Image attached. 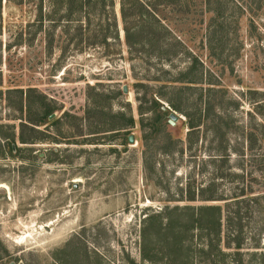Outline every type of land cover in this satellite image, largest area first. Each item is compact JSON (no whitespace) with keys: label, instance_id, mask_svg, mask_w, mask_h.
<instances>
[{"label":"rangeland","instance_id":"obj_1","mask_svg":"<svg viewBox=\"0 0 264 264\" xmlns=\"http://www.w3.org/2000/svg\"><path fill=\"white\" fill-rule=\"evenodd\" d=\"M169 1L142 0L157 39L137 43L121 17V2L134 10L132 0L82 9L77 1L0 0L1 87H34L54 109L35 126L34 142L22 143L27 112L8 105L15 95L0 96V139L13 137L18 148L0 156V264H264V1L250 15L225 0L232 16L224 34L223 19L206 11L216 3ZM192 55L190 77L200 83L177 96L171 87L185 84L171 80L189 72ZM208 86L221 89L210 94L224 108L202 114L190 142L185 116L165 98L158 99L177 119L165 115L150 132L155 89L183 107ZM129 116L132 127L124 125ZM211 194L219 199L201 198ZM208 205L220 209L215 247L208 230L195 227L170 255L164 237L142 235L146 215L159 213L161 223L177 217L180 228ZM176 207L178 216L170 212ZM227 216L241 218L239 248L226 245L236 229Z\"/></svg>","mask_w":264,"mask_h":264},{"label":"trees","instance_id":"obj_2","mask_svg":"<svg viewBox=\"0 0 264 264\" xmlns=\"http://www.w3.org/2000/svg\"><path fill=\"white\" fill-rule=\"evenodd\" d=\"M68 2H76L80 3L79 6L82 9V5H90L91 3L95 5H104L107 0H67ZM111 1V0H110ZM163 2H171L169 0H162ZM206 4H213L216 3L217 5L215 7H206V11L211 12L210 18H215L217 21H220V19H223V21L220 22L221 27L218 28L219 31L224 34V19L225 15L230 18L232 16L231 13L226 11V2L225 0H204ZM233 1V0H232ZM239 3L238 9L240 10L241 14L248 13L250 15L255 14L254 10H260L262 8V1L264 0H236V3ZM235 3V2H234ZM132 6H135L134 10L126 9L123 2H121V17L122 20L125 22V32L126 37L129 39L130 37L137 36V43H144L146 42H156V34L153 32L146 21L148 19L145 15V13H149L148 9L145 7L142 0H132ZM67 13L70 15L73 13L72 9H69ZM250 19L253 17H249ZM153 19V23L160 24L161 23L155 19ZM249 19V20H250ZM134 20L136 23L132 26H128V21ZM252 24V20H250ZM162 26V25H161ZM218 26V25H217ZM133 31V32H132ZM151 36V37H150ZM159 40V38H158ZM156 56L158 58H163L164 55L162 51H159L156 53ZM166 60H169V57H166ZM197 61V58L192 55L191 61L187 67L186 73H180L179 77L173 78L171 81L173 82H180L184 83L185 85L180 86H172L171 89H173L171 92L176 93L177 96H179V92L181 90L190 89L194 87L193 84L200 83L196 77H190V74L193 75L195 72V63ZM2 79L0 76V96L5 93L7 99H9L10 95H15V99L13 103H8L9 106H11L13 109L18 110L20 112L26 110L27 116L25 117L24 121H20V132L18 135V140L22 143H33L34 140L37 138V134L41 133L39 129H37L35 126L41 125L46 118L49 117V115L54 111L53 107L50 103L46 102V96L42 94L41 92H38L34 87H27L26 89L23 88H11V89H2ZM143 86V84H141ZM148 89V85H145ZM145 89L142 91L141 97L144 99L148 91ZM177 90V91H174ZM208 91L205 94V97L203 96V93L200 92V94L193 98H190L189 96L185 97L186 104L181 107L179 103H176L173 99L169 97H165V94L162 93L158 88L155 89L153 94L155 93V97H153L150 94V105L148 107V110L154 112L153 115L150 117H146L148 121V126L151 128L150 132H153L156 134L159 130V127L161 126V119L163 116L168 115L170 110L168 108H164L163 104L159 101L158 98L162 99L165 98V100L168 102V104L171 106V108L183 113V115L186 118V125H187V142L191 140L192 135L195 133V130L198 129L200 123V117L202 114L209 115L211 111L214 110H223V104H222V98L221 102L219 99H217L214 95L213 97L210 94V91H221V89L208 86L206 88ZM157 96V98H156ZM146 111L139 106V114H144ZM222 113V111H221ZM33 115H36V117ZM139 122L141 125L144 126V118L141 116L139 119ZM217 124H220V121H217ZM125 126L132 127L134 125V119L132 116H129L125 119ZM216 125V127L218 126ZM123 128V127H122ZM116 130H120L121 127L115 128ZM28 132V133H27ZM26 134H28L26 136ZM4 139H7L8 137L4 136ZM4 139H0V156L5 155L6 152H12L14 149H18L14 143V138L12 137V142L9 143V140L3 141ZM247 142L250 143V147L252 142L254 141V138L251 137V134H248L246 136ZM8 148V149H7ZM222 155V154H221ZM210 185V184H209ZM190 187V185L188 186ZM203 189H200L202 191ZM186 200H194L195 199V193L194 191H191L190 188L188 191H186ZM204 200H217L219 197H215L214 195H209L207 197H202ZM199 211V218L193 217L195 214H197L194 210H192L191 215L189 217V222H192L190 226H184L177 228L176 224L174 223L176 221V218H173L171 215L168 216V222L167 223H161V217L159 216V213H154L151 215H146L143 219V236L149 235V236H156L157 238H160V236L164 237V240H166V246L170 249L167 250V255H170L171 252L176 253L178 250V245L181 240V234L188 232L190 229L199 228L200 230H208L207 236L209 240V244L211 247H215L217 243L220 241L221 237V216H220V209L215 205H208L205 208H200ZM171 213L178 214L181 212V210H178L177 207L174 210L170 211ZM211 216V217H209ZM233 218H236L235 225L236 229H233V233H229L226 238V245L229 246L230 244H233L235 248H239L241 245L242 237H241V218L240 217H228L227 221H232ZM211 220L212 222V228L213 232H211L210 228L207 226L206 223H200V220ZM231 234V235H230ZM168 237V239H167ZM215 244V246H214ZM180 246V245H179ZM181 249V247H180ZM212 250H210L209 254H212ZM218 253L219 250H218ZM145 258L146 255H144ZM176 257V256H175ZM213 264H216L214 262Z\"/></svg>","mask_w":264,"mask_h":264},{"label":"water","instance_id":"obj_3","mask_svg":"<svg viewBox=\"0 0 264 264\" xmlns=\"http://www.w3.org/2000/svg\"><path fill=\"white\" fill-rule=\"evenodd\" d=\"M123 91L126 92V86L123 87ZM163 107L164 108H168V107L164 106V104H163ZM169 110H170V112L168 114V116H169L168 122L171 123V124H174V120L177 119V115L171 109H169ZM53 115H54V113L50 114L49 117L51 118V117H53ZM128 139H129V142H132L133 141V136L132 135H129ZM9 264H13V263H9Z\"/></svg>","mask_w":264,"mask_h":264}]
</instances>
